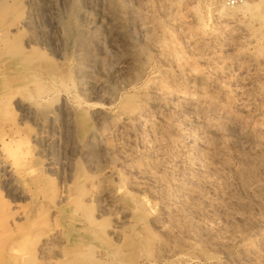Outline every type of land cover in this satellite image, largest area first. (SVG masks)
Segmentation results:
<instances>
[{
    "label": "rangeland",
    "instance_id": "374dc122",
    "mask_svg": "<svg viewBox=\"0 0 264 264\" xmlns=\"http://www.w3.org/2000/svg\"><path fill=\"white\" fill-rule=\"evenodd\" d=\"M0 264H264V0H0Z\"/></svg>",
    "mask_w": 264,
    "mask_h": 264
},
{
    "label": "built area",
    "instance_id": "2783aa9c",
    "mask_svg": "<svg viewBox=\"0 0 264 264\" xmlns=\"http://www.w3.org/2000/svg\"><path fill=\"white\" fill-rule=\"evenodd\" d=\"M229 3H231V4H233V3H235V2H237V1H239V0H227Z\"/></svg>",
    "mask_w": 264,
    "mask_h": 264
},
{
    "label": "bare ground",
    "instance_id": "6f19581e",
    "mask_svg": "<svg viewBox=\"0 0 264 264\" xmlns=\"http://www.w3.org/2000/svg\"><path fill=\"white\" fill-rule=\"evenodd\" d=\"M243 2V1H242ZM244 5V4H243ZM242 8V7H241ZM243 8H244V6H243Z\"/></svg>",
    "mask_w": 264,
    "mask_h": 264
}]
</instances>
